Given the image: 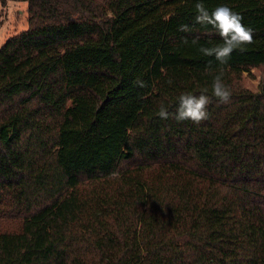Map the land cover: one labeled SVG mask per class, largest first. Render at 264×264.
<instances>
[{
  "label": "trees",
  "instance_id": "trees-1",
  "mask_svg": "<svg viewBox=\"0 0 264 264\" xmlns=\"http://www.w3.org/2000/svg\"><path fill=\"white\" fill-rule=\"evenodd\" d=\"M197 2L28 0L0 47V217L21 221L0 264H264V0H202L253 31L226 63ZM202 93L208 119H174Z\"/></svg>",
  "mask_w": 264,
  "mask_h": 264
},
{
  "label": "clouds",
  "instance_id": "clouds-1",
  "mask_svg": "<svg viewBox=\"0 0 264 264\" xmlns=\"http://www.w3.org/2000/svg\"><path fill=\"white\" fill-rule=\"evenodd\" d=\"M196 15L195 22L199 24L211 25L222 39L223 43L214 47H201L200 51L205 56L215 57L221 63H226L233 51L243 46L253 43V31L242 23V16L234 12L227 5H219L213 11L209 12L202 0L195 4ZM180 31H188V25H181ZM171 83V81H169ZM139 87H144L143 81H137ZM212 96L217 98L221 103H228L231 98V91L224 82L222 75H217L212 83ZM211 98L206 94L192 95L182 94L178 98V106L174 114L177 121L190 120L199 124L201 121L208 119L209 113L207 106ZM169 111L161 106L159 117L168 119Z\"/></svg>",
  "mask_w": 264,
  "mask_h": 264
},
{
  "label": "rangeland",
  "instance_id": "rangeland-1",
  "mask_svg": "<svg viewBox=\"0 0 264 264\" xmlns=\"http://www.w3.org/2000/svg\"><path fill=\"white\" fill-rule=\"evenodd\" d=\"M28 0H7L3 6V15L0 19V47L6 41L24 31L28 27ZM244 85L248 89L257 92L263 79V69L253 68L250 73L244 74ZM21 228L20 220L0 217V233L15 232Z\"/></svg>",
  "mask_w": 264,
  "mask_h": 264
}]
</instances>
